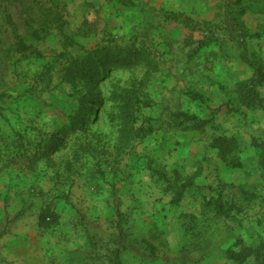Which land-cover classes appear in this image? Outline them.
Instances as JSON below:
<instances>
[{
    "label": "rangeland",
    "instance_id": "obj_1",
    "mask_svg": "<svg viewBox=\"0 0 264 264\" xmlns=\"http://www.w3.org/2000/svg\"><path fill=\"white\" fill-rule=\"evenodd\" d=\"M245 3L0 0V162L31 208L79 227L86 260L264 264L263 37Z\"/></svg>",
    "mask_w": 264,
    "mask_h": 264
},
{
    "label": "crops",
    "instance_id": "obj_2",
    "mask_svg": "<svg viewBox=\"0 0 264 264\" xmlns=\"http://www.w3.org/2000/svg\"><path fill=\"white\" fill-rule=\"evenodd\" d=\"M246 5L247 27L263 37L264 52V0ZM11 169L0 162V264H93L83 257L79 227L62 220L52 229L39 225L43 209L31 208L27 183Z\"/></svg>",
    "mask_w": 264,
    "mask_h": 264
},
{
    "label": "trees",
    "instance_id": "obj_3",
    "mask_svg": "<svg viewBox=\"0 0 264 264\" xmlns=\"http://www.w3.org/2000/svg\"><path fill=\"white\" fill-rule=\"evenodd\" d=\"M91 61H89L87 64H89ZM88 65L85 66L84 69H80L79 73L80 74H86ZM79 115H83V114H79ZM81 118V117H80ZM74 124H76V121H74ZM217 140L220 142V144L222 143V147L221 149H219V153L221 156H226L227 153L233 151L235 149V147L238 146V142L234 139V138H217ZM57 140H54L53 144H56ZM52 145L50 146V148L52 147ZM48 209H45L42 211L40 218H39V225L45 229H52L54 228L58 222H59V217L56 213L54 212H49L47 211ZM119 229H120V233L122 236V239H127V234L126 232L123 230V228L119 225ZM120 251L116 252V256H115V262H113L112 264H123L121 258H120ZM252 255V251H244V253L242 255H239L237 257L238 260H245L246 258L250 257Z\"/></svg>",
    "mask_w": 264,
    "mask_h": 264
}]
</instances>
